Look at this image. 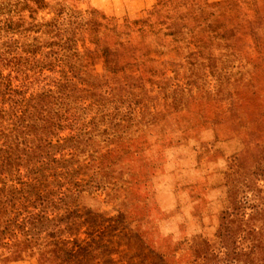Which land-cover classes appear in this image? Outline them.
Instances as JSON below:
<instances>
[{"label": "trees", "instance_id": "obj_1", "mask_svg": "<svg viewBox=\"0 0 264 264\" xmlns=\"http://www.w3.org/2000/svg\"><path fill=\"white\" fill-rule=\"evenodd\" d=\"M34 3L0 0V262L87 264L88 254L107 252L114 227L85 199L107 202L131 187L122 179L132 173L122 134L136 117L130 105L142 76H119L122 49L101 44L97 21L60 2ZM46 7L50 17L37 18ZM256 132L243 144L251 162L239 154L226 185L214 239L196 235L189 264H264V141Z\"/></svg>", "mask_w": 264, "mask_h": 264}, {"label": "rangeland", "instance_id": "obj_2", "mask_svg": "<svg viewBox=\"0 0 264 264\" xmlns=\"http://www.w3.org/2000/svg\"><path fill=\"white\" fill-rule=\"evenodd\" d=\"M43 1L97 21L101 44L122 49L119 76H142L130 105L136 117L122 134L132 168L122 179L131 187L107 202L104 195L94 198L100 203L85 199L103 213V226L114 227L106 229L107 252L88 254L87 264H162L161 254L189 264L193 238L215 237L237 157L251 155L243 151L249 133L264 141V0ZM48 11L38 8L35 16L48 18ZM95 67L104 73L103 60ZM119 212L129 214L126 223Z\"/></svg>", "mask_w": 264, "mask_h": 264}, {"label": "crops", "instance_id": "obj_3", "mask_svg": "<svg viewBox=\"0 0 264 264\" xmlns=\"http://www.w3.org/2000/svg\"><path fill=\"white\" fill-rule=\"evenodd\" d=\"M133 1H139V2H143V3H145L147 6L149 5V4H151L154 0H133Z\"/></svg>", "mask_w": 264, "mask_h": 264}]
</instances>
